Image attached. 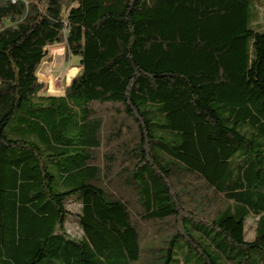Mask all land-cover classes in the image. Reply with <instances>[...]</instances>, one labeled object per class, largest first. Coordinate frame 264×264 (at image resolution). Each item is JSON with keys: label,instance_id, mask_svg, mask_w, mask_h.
Wrapping results in <instances>:
<instances>
[{"label": "trees", "instance_id": "1", "mask_svg": "<svg viewBox=\"0 0 264 264\" xmlns=\"http://www.w3.org/2000/svg\"><path fill=\"white\" fill-rule=\"evenodd\" d=\"M13 1L0 264H264V0ZM61 43L80 72L43 95Z\"/></svg>", "mask_w": 264, "mask_h": 264}, {"label": "rangeland", "instance_id": "2", "mask_svg": "<svg viewBox=\"0 0 264 264\" xmlns=\"http://www.w3.org/2000/svg\"><path fill=\"white\" fill-rule=\"evenodd\" d=\"M258 25L260 29L264 30V6L263 9L260 10ZM79 72L80 67H78V59L75 57L69 58L65 43L49 47L48 55L37 70L38 81L43 85L41 94L54 96L63 95L65 89L70 86L72 80ZM102 150H107V147H103ZM68 210L72 215L69 216L67 220V232L72 236L79 237L80 232L77 228L75 216L78 211V206L74 201H70ZM255 220V218H248L245 221L244 236L245 240L248 242L254 239Z\"/></svg>", "mask_w": 264, "mask_h": 264}, {"label": "built area", "instance_id": "3", "mask_svg": "<svg viewBox=\"0 0 264 264\" xmlns=\"http://www.w3.org/2000/svg\"><path fill=\"white\" fill-rule=\"evenodd\" d=\"M13 2H15V0Z\"/></svg>", "mask_w": 264, "mask_h": 264}]
</instances>
